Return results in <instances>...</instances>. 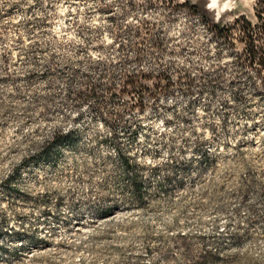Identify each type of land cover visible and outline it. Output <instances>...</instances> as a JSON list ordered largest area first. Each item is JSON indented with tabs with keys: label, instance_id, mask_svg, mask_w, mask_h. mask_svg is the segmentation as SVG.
<instances>
[{
	"label": "rangeland",
	"instance_id": "rangeland-1",
	"mask_svg": "<svg viewBox=\"0 0 264 264\" xmlns=\"http://www.w3.org/2000/svg\"><path fill=\"white\" fill-rule=\"evenodd\" d=\"M256 7L0 0V264H264Z\"/></svg>",
	"mask_w": 264,
	"mask_h": 264
},
{
	"label": "trees",
	"instance_id": "trees-1",
	"mask_svg": "<svg viewBox=\"0 0 264 264\" xmlns=\"http://www.w3.org/2000/svg\"><path fill=\"white\" fill-rule=\"evenodd\" d=\"M183 6H188V4L185 3ZM256 18L259 23L258 25H253L251 21L242 17L235 21L233 27H218L215 31L219 37H228L230 34L232 35L235 30L247 35V60L249 64L254 65L258 63L264 69V47L260 44V41L264 39V0H257ZM242 23L244 24L243 27L240 26ZM92 92L95 93L96 90L93 89Z\"/></svg>",
	"mask_w": 264,
	"mask_h": 264
}]
</instances>
